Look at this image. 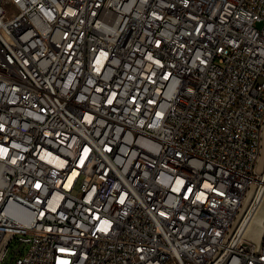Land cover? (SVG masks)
I'll list each match as a JSON object with an SVG mask.
<instances>
[{
    "label": "built area",
    "instance_id": "obj_1",
    "mask_svg": "<svg viewBox=\"0 0 264 264\" xmlns=\"http://www.w3.org/2000/svg\"><path fill=\"white\" fill-rule=\"evenodd\" d=\"M263 129L264 0H0V264H264Z\"/></svg>",
    "mask_w": 264,
    "mask_h": 264
},
{
    "label": "bare ground",
    "instance_id": "obj_2",
    "mask_svg": "<svg viewBox=\"0 0 264 264\" xmlns=\"http://www.w3.org/2000/svg\"><path fill=\"white\" fill-rule=\"evenodd\" d=\"M264 172V169L262 170ZM264 181V179H263ZM250 194V193H249ZM264 202V187L262 192L258 193L255 197V201L251 203V207L249 208L248 213L243 218V221L239 224V233L241 237L247 238L249 237V232L253 231V239L256 244L261 239L263 234L262 230L264 231V214L262 212V206ZM262 233V234H261ZM255 238V239H254Z\"/></svg>",
    "mask_w": 264,
    "mask_h": 264
},
{
    "label": "rangeland",
    "instance_id": "obj_3",
    "mask_svg": "<svg viewBox=\"0 0 264 264\" xmlns=\"http://www.w3.org/2000/svg\"><path fill=\"white\" fill-rule=\"evenodd\" d=\"M258 169L260 170V171H262L263 169H264V129H263V138H262V145H261V151H260V162H259V166H258ZM248 199V198H247ZM251 202V201H250ZM250 202H248V207H247V213H248V211H249V208L251 207V203ZM262 212H263V214H264V202H263V206H262ZM246 212L244 213V215L242 216V218H241V220H240V222H239V224L241 223V221H243V218L245 217V215L247 214ZM238 224V225H239ZM262 232H263V230H262ZM249 234H251V235H249V237L247 236V238L248 239H250L251 241H253V242H255L253 239H251V236H253V231L252 232H249ZM262 234V233H261ZM255 239V238H254ZM256 243V242H255ZM20 247V245L19 244H16V243H14L13 244V249L11 248V250H10V256H9V259H11V258H13V257H16V256H19L21 253H24V252H26V248L27 247H25V245L24 246H22L21 248H20V252H15L16 250L15 249H18Z\"/></svg>",
    "mask_w": 264,
    "mask_h": 264
}]
</instances>
